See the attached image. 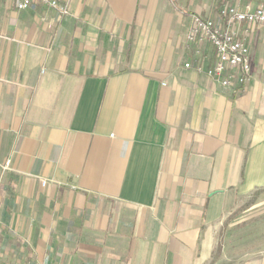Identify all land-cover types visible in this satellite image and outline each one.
<instances>
[{
  "label": "crops",
  "instance_id": "obj_1",
  "mask_svg": "<svg viewBox=\"0 0 264 264\" xmlns=\"http://www.w3.org/2000/svg\"><path fill=\"white\" fill-rule=\"evenodd\" d=\"M58 1L68 16L0 0V250L228 264L237 234V264H264V25L249 82L223 89L213 48L185 37L193 15L218 22L213 0Z\"/></svg>",
  "mask_w": 264,
  "mask_h": 264
},
{
  "label": "built area",
  "instance_id": "obj_2",
  "mask_svg": "<svg viewBox=\"0 0 264 264\" xmlns=\"http://www.w3.org/2000/svg\"><path fill=\"white\" fill-rule=\"evenodd\" d=\"M18 11L41 5L68 16V9L58 0H7ZM219 17L218 22L197 15L191 17L186 32L190 44H209L214 52L215 64L203 71L209 79L223 89L242 87L250 80L251 63L248 39L252 29L264 25V1L258 3L244 0H213ZM186 68L189 65H185ZM202 72V68L197 67ZM44 184V183H43Z\"/></svg>",
  "mask_w": 264,
  "mask_h": 264
},
{
  "label": "rangeland",
  "instance_id": "obj_3",
  "mask_svg": "<svg viewBox=\"0 0 264 264\" xmlns=\"http://www.w3.org/2000/svg\"><path fill=\"white\" fill-rule=\"evenodd\" d=\"M250 202H248L247 204H243L244 206H236L233 208V210L230 211V213L226 216L225 220L223 221V225L224 227H227V225L231 222L232 227H237L238 226V222L240 219L243 220V215L244 213L247 211L249 214V205ZM242 215L241 218L239 217V215ZM249 219V217H248ZM252 221V220H251ZM264 225V223H263ZM262 227V226H260ZM232 236V235H231ZM237 234L234 235V237L232 238V240H230V242H225L224 239H220V248L218 247V250H216V254H215V259L217 260L219 257L224 256V254H226L229 257V260L227 261L228 264H237L238 258H239V252L242 253L243 251L238 250V247L235 246V244L237 243ZM27 252V251H25ZM246 252H248V255H253V251L249 252V250H247ZM16 254H18V251H14V250H0V264H15V256ZM29 264L34 263L33 262V258H26ZM240 259V258H239ZM248 259V258H247Z\"/></svg>",
  "mask_w": 264,
  "mask_h": 264
}]
</instances>
